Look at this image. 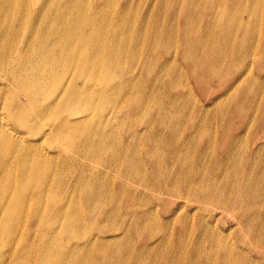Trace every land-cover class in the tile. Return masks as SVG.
Here are the masks:
<instances>
[{
    "label": "bare ground",
    "instance_id": "1",
    "mask_svg": "<svg viewBox=\"0 0 264 264\" xmlns=\"http://www.w3.org/2000/svg\"><path fill=\"white\" fill-rule=\"evenodd\" d=\"M239 3L246 1L0 0V264H168L167 256L187 247L195 255L190 264H228L235 254L239 264L223 214L240 205L244 211L232 215L239 227L260 219L250 199L264 182V142L242 154L240 131L230 127L215 142L200 124L206 114L183 131L194 96L189 77L201 85L219 77L225 97L211 104L222 117L234 112L243 126L245 99L238 98L253 82L242 60L264 39V0H248V19ZM174 73L185 77L186 90L177 89ZM262 104L264 122V99L255 109ZM140 119L146 125L138 129ZM149 137L169 145L166 161L158 147L143 149L156 163L149 177L167 195L135 210L143 194L121 176L135 178L146 167L134 159L142 151L136 142ZM185 187L201 203L191 211L173 198H187ZM161 204L170 212L164 227ZM199 209L205 212L197 217ZM37 219L43 231L25 234V224ZM133 235L139 243L130 258L121 239Z\"/></svg>",
    "mask_w": 264,
    "mask_h": 264
},
{
    "label": "rangeland",
    "instance_id": "2",
    "mask_svg": "<svg viewBox=\"0 0 264 264\" xmlns=\"http://www.w3.org/2000/svg\"><path fill=\"white\" fill-rule=\"evenodd\" d=\"M146 0H142V2H145ZM149 1V0H148ZM246 1V4H241L239 3L237 5V8H238V11L239 13H241L242 17H244L245 15V18H247L249 15H250V7L249 5L247 4L248 0H245ZM242 5V7H240ZM245 5V6H244ZM247 5V6H246ZM145 4H141V7H140V10L144 9L145 8ZM245 7V10L247 11H244V8ZM240 8V9H239ZM242 9L244 12H242ZM243 13V14H242ZM247 14V15H246ZM196 20L197 19H200V17L197 18V16L194 17ZM248 19V18H247ZM199 20V21H200ZM203 22V21H202ZM262 29L264 30V25L262 26ZM260 37H263L264 38V31L262 33H260ZM176 44V43H175ZM263 46V47H262ZM176 49L175 45L171 47V50L174 51ZM263 50V51H262ZM250 52V53H249ZM247 54H245V58H243L242 62H245V65L248 66V71L246 73V77L247 79L249 78L250 82H253L249 87L248 89V93L246 95L244 94H241L239 96L238 99L240 100H243V97L245 99V102L244 104L242 105L243 107V110H244V116H243V119L241 122H243V126L242 127H239V121L241 120L240 117H237L234 112L232 111H227L225 110V115L222 117V114L224 112L221 113V110H219V108L216 106H213L211 103H212V99H215V97L219 96V94L221 95L223 90L220 88L221 87V82L219 80V77H213L212 80L210 81V84L208 82H204V84H199L195 81V79L193 77H189V81H190V84L192 85V88L194 90V96L192 97V104H191V108L190 110L188 111H183L184 114L186 116H188L189 114V119L185 118V123L187 125H185V127H183V131H184V134L187 133L188 129L187 127L192 125V124H199L200 123V120L202 119V115L206 114L207 115V118L206 119H202L201 120V125H203L202 127L206 129V131H208L209 133L213 134V138L215 139V142H218L219 140H221V135L222 133L224 135H227V131H228V128H232V130H237V131H240V138L237 139V149H239L242 154L243 153H246L248 152V147L251 145H253L255 142L257 143H263L264 142V137L263 138H259L258 136L261 135L262 133V129L264 128V122H262L259 117H260V114L261 113V108L263 107V104L261 105V107L256 110L255 107L257 105V103L259 102V100H262L264 99V82L261 81L262 79L259 77H264V39L261 40V43L259 45V48H255L253 51H249ZM251 52H254L253 54ZM258 53V54H257ZM255 54H257V59H256V56H254ZM249 56V57H248ZM253 56V57H252ZM252 57V58H251ZM254 58V59H253ZM249 59V60H248ZM256 59V60H255ZM254 61L256 63H254ZM251 63V64H250ZM253 63V64H252ZM241 64V63H240ZM253 65V66H252ZM252 67V68H251ZM251 69V70H250ZM251 73V74H250ZM249 74V77L248 75ZM173 76L175 77L174 80L176 81V83L180 86H177L178 90H186V88L183 86V81L185 79L181 77H178L175 73L173 74ZM253 76V77H252ZM255 77H257L259 79L256 80ZM181 80H180V79ZM203 78H210V76L207 74L205 75L204 74V77ZM253 78V79H252ZM188 79V78H187ZM186 80V79H185ZM256 83V85H255ZM182 84V85H181ZM261 85V86H260ZM248 87V86H247ZM251 88V89H250ZM261 88V89H260ZM256 89V90H255ZM260 89V90H259ZM263 90V91H262ZM261 91V92H260ZM261 94V95H260ZM255 95V96H254ZM197 96V97H196ZM246 96V98H245ZM259 96V97H258ZM225 95H221L218 100L220 99H224ZM196 98V99H195ZM259 98V99H258ZM198 99V100H197ZM195 100H197L195 102ZM199 101V102H198ZM196 103V104H194ZM198 103V104H197ZM200 103L203 104V105H206L205 108L207 109L209 107V110L207 111H204V113L202 114V111L200 110ZM208 103V104H207ZM194 104V105H193ZM211 105V106H210ZM195 106V107H194ZM208 106V107H207ZM213 108V109H212ZM215 108V109H214ZM214 110V111H213ZM255 110V111H254ZM200 111V112H199ZM216 111V112H215ZM254 111V112H253ZM181 112V111H179ZM191 112V114H190ZM193 112H195L193 114ZM206 112V113H205ZM215 113V114H214ZM193 115L196 119L193 118ZM191 116V117H190ZM197 116V117H196ZM255 116V117H254ZM142 117V116H141ZM200 117V119H199ZM199 119V120H198ZM213 119V120H212ZM251 119V120H250ZM143 120V119H142ZM141 119L135 123V127L140 129L142 127H144L146 124L145 122H143ZM190 120V121H188ZM193 120V121H192ZM142 121V122H141ZM204 121L206 123H204ZM210 121V122H209ZM214 121V122H213ZM248 122V123H247ZM203 123V124H202ZM211 125H210V124ZM247 123V124H246ZM199 124V125H200ZM208 124V125H207ZM215 124V125H213ZM183 125V126H184ZM248 125V126H247ZM187 126V127H186ZM208 126V127H207ZM215 126V127H214ZM250 126V127H249ZM186 128V129H185ZM245 128V130H244ZM213 129V130H212ZM247 130V131H246ZM214 131V132H213ZM245 131V132H243ZM215 135V136H214ZM242 138V139H241ZM241 139V140H240ZM144 140V139H143ZM143 140H140V141H137L136 142V147H138V149L141 151V154L140 156H134L135 157V162H138L139 158L141 157V160L145 161L146 162V167L139 171L138 169H136L135 171L136 172H139L140 175L143 177L140 178V175H135V178H130L129 179V176L127 175L126 177L125 176H121V178L123 180H126L128 179L127 181H132V185L137 191L142 192L143 194V197L141 199H137L135 200V203H134V206H133V209H138V210H141L143 207H145V205L147 204V202H151V205H155L157 203V199L158 197L160 196H166L167 194L163 192V188L161 187V184H157V183H154L153 180H151V176L153 174H151V169L154 165H156V163L154 162V160H151V159H148L150 156H151V152L150 154H147L146 151H144L143 149H145L146 147H150V148H153L154 147H158L160 152L161 150H165V155L164 153H160L159 154L161 155V159L164 160V156H165V161L167 160L166 158V153H168L169 151V145H168V142L167 143H164V142H161L160 140L158 139H155V138H148V139H145L144 141ZM150 140V142H149ZM142 141V142H141ZM243 141V142H242ZM154 142V143H153ZM160 142V143H159ZM242 142V143H241ZM246 142V143H245ZM140 143H143V144H140ZM152 143V144H150ZM139 144V145H138ZM158 144V145H157ZM165 144V145H163ZM247 144V145H246ZM246 147H245V146ZM164 146V147H163ZM144 147V148H142ZM238 150V151H239ZM264 153V152H263ZM144 154V156H143ZM146 154V156H145ZM149 155V157H148ZM158 155V154H157ZM155 156H156V153H155ZM169 164L172 165L173 161H170L168 160ZM177 169V168H175ZM138 170V171H137ZM144 170V172H143ZM115 172V169L113 171H111V175H113ZM148 174V175H147ZM137 176V177H136ZM150 176V177H149ZM136 179H139V180H136ZM146 179V180H145ZM141 180V181H140ZM152 181V182H150ZM139 182V183H138ZM143 183V184H142ZM154 183V184H153ZM264 183V182H263ZM263 183H260L257 185V188L259 190V195H257V197L255 198H251L250 199V202L253 203V205L250 206V208L252 209V211H255V212H259V214L261 215L260 216V219L257 220H253L251 222H249L248 224H244V225H241L239 227V225L236 224V222H233L234 219L232 218V215H236L238 213H242V211H244V208L240 207V205H238L237 208L234 209L235 213H229L227 211H225V214H223L224 216V219L227 221L225 226H232L233 227V231L231 232L229 239L231 242L230 245H233L238 247H236V250L239 249V252L237 253V257H238V261H239V264H247V261L248 260H252L253 259V262L252 263H249V264H264V237H262L263 239H257L256 237L259 235V237L261 236H264V184ZM145 184V186H144ZM147 184V185H146ZM138 185V186H137ZM152 185V186H150ZM158 185V186H157ZM148 186L150 187V189H147ZM157 186V187H156ZM147 187V188H146ZM155 187V188H154ZM139 188V189H138ZM146 188V190H145ZM158 188V189H157ZM155 191H154V190ZM150 192H149V191ZM152 190V191H151ZM145 191V192H144ZM188 190L185 188H183V193L186 192V194L184 193V196H188L187 198L185 197H179V196H176V195H173V198H175V203H180L181 201L185 200L187 201V210L189 209L190 211L193 210L194 208H196L198 205L200 206L201 203H199L197 200H195V195L190 193L189 191L187 192ZM151 193V194H150ZM147 194V195H145ZM150 194V195H149ZM156 194V195H154ZM152 195V196H151ZM158 195V197H157ZM149 196V197H148ZM155 196V197H154ZM263 198V199H262ZM149 199V200H148ZM190 199V200H189ZM194 199V200H193ZM119 200H120V196H119ZM179 201V202H178ZM194 201H195V204H194ZM261 201V202H260ZM144 202V203H143ZM146 202V204H145ZM191 202V203H189ZM249 202V203H250ZM115 203V200L113 199L112 201L110 200V208L113 209V205ZM125 203H129L128 201H125ZM141 203V204H140ZM113 204V205H112ZM175 204V205H176ZM137 205V206H136ZM140 207V208H139ZM142 207V208H141ZM257 209V210H256ZM125 210V211H124ZM233 211V212H234ZM205 211L204 210H201L199 209V213L197 214V217L200 216L199 214H202L204 213ZM117 213L119 215L120 211L118 212L117 210ZM127 213V210H126V207H121V215L122 217L125 216ZM158 213H159V216H160V219L158 220L159 223L161 224L162 227L164 226H167V222H166V218L168 217L169 213L168 211H166L165 207L163 206V204H161L158 208ZM184 212L181 211V213H179V217L182 216ZM222 213V212H221ZM120 216V215H119ZM126 217V216H125ZM128 219L127 220H130L129 216H127ZM196 217V218H197ZM228 218V219H226ZM165 219V220H164ZM233 220V221H232ZM262 222V223H261ZM252 223V224H251ZM257 224H258V227H257ZM220 225H224L222 224V222H220ZM237 227H236V226ZM247 225V226H246ZM261 225V226H259ZM174 227L171 228V230L174 231V236H172L173 238V241L174 243L178 244L179 243V237H178V228H179V221H175L173 223ZM254 226V227H253ZM263 226V227H262ZM242 228V229H241ZM262 230H260V229ZM43 226L41 225V221L40 219H37L35 222H29L27 224H25V227H24V232L25 234H28L29 236L35 234V233H39L40 231H43ZM163 229L165 228H162L159 232V234H163ZM241 229V230H240ZM248 229V230H247ZM243 230V231H242ZM250 230V232H249ZM166 232V230H164ZM242 231V232H240ZM258 231V232H257ZM252 232V233H251ZM167 233V232H166ZM244 235V237H242ZM256 236V237H255ZM189 238V237H188ZM186 238L184 237V241H188V244L191 242L190 240H192L191 238ZM243 238V239H242ZM134 239V240H133ZM248 239V240H247ZM256 239V240H255ZM125 240V241H124ZM129 240V241H128ZM133 240V241H132ZM241 240V241H240ZM128 241V243H127ZM256 241V242H255ZM133 242H134V245H133ZM254 242V243H251ZM139 241L137 240V237L136 235L132 236V238H122L121 239V244L124 246L123 247V255L126 256V257H130L131 258V255L135 252V249L133 248V250H130V247L132 249L133 246H136L138 245ZM258 243V244H257ZM136 244V245H135ZM251 244V246H250ZM257 244V245H256ZM132 245V246H131ZM254 246L258 249H253ZM126 247V248H125ZM253 247V248H252ZM128 248V249H127ZM261 249V250H260ZM129 250V251H127ZM254 250V251H253ZM263 250V251H262ZM246 251V252H245ZM261 251V252H260ZM128 252V253H127ZM131 252V253H130ZM167 252V250H166ZM256 252V253H255ZM126 253V255H125ZM169 253V252H168ZM179 252L177 251H173L172 252V255L171 256H167V257H171V260L168 264H178L179 262L177 261L178 258L182 259V264H190L191 263V257H195V255L189 250V248L187 247V249L185 250V253L183 255H179L178 254ZM246 253V254H245ZM174 254V255H173ZM169 255V254H168ZM179 255V256H178ZM216 255V254H215ZM214 255V257H215ZM236 255V254H235ZM235 255H232L229 257V261L227 262L228 264H234L233 263V259H235ZM244 255V256H243ZM133 256V255H132ZM263 256V257H261ZM233 257V258H232ZM235 257V258H234ZM243 258V259H242ZM245 258V259H244ZM133 259V258H132ZM131 259V260H132ZM151 259V258H149ZM177 259V260H176ZM246 260V261H245ZM257 260V261H255ZM260 260V261H259ZM166 261V260H165ZM161 262V263H158V264H167V261L166 262ZM186 261V262H185ZM232 261V262H231ZM242 261V262H241ZM263 261V262H262ZM133 263H136L135 260L131 261ZM207 260H205L204 258H201V264H207L209 262H207ZM223 261H213L212 264H221ZM245 262V263H243ZM138 264V263H136ZM144 264H153L150 260H147V262H145Z\"/></svg>",
    "mask_w": 264,
    "mask_h": 264
}]
</instances>
